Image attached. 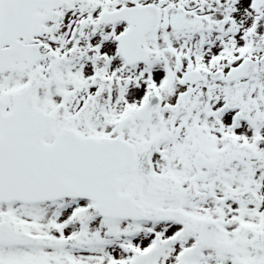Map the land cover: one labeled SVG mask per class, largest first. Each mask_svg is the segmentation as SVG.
<instances>
[{
    "label": "snow or ice",
    "instance_id": "6c2138e0",
    "mask_svg": "<svg viewBox=\"0 0 264 264\" xmlns=\"http://www.w3.org/2000/svg\"><path fill=\"white\" fill-rule=\"evenodd\" d=\"M0 264H264V0H0Z\"/></svg>",
    "mask_w": 264,
    "mask_h": 264
}]
</instances>
